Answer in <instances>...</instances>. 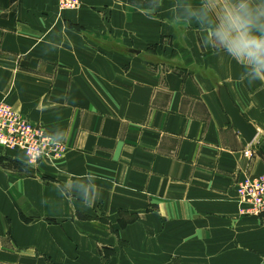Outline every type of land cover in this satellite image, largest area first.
I'll list each match as a JSON object with an SVG mask.
<instances>
[{
    "label": "crops",
    "instance_id": "1",
    "mask_svg": "<svg viewBox=\"0 0 264 264\" xmlns=\"http://www.w3.org/2000/svg\"><path fill=\"white\" fill-rule=\"evenodd\" d=\"M205 3L0 0V100L66 146L35 167L0 147V264H264L236 192L264 174V82L206 44Z\"/></svg>",
    "mask_w": 264,
    "mask_h": 264
},
{
    "label": "clouds",
    "instance_id": "2",
    "mask_svg": "<svg viewBox=\"0 0 264 264\" xmlns=\"http://www.w3.org/2000/svg\"><path fill=\"white\" fill-rule=\"evenodd\" d=\"M187 14L208 31L206 44L227 55L252 82H264V0H206ZM84 205L94 202L92 188L73 185Z\"/></svg>",
    "mask_w": 264,
    "mask_h": 264
},
{
    "label": "built area",
    "instance_id": "3",
    "mask_svg": "<svg viewBox=\"0 0 264 264\" xmlns=\"http://www.w3.org/2000/svg\"><path fill=\"white\" fill-rule=\"evenodd\" d=\"M75 2L80 3V0H70V3L58 0L61 7ZM0 109L2 110L0 125L4 128L2 132L4 136L0 139V144L7 146L10 144L11 148L20 147L25 153L27 166H37L38 160L54 161L62 158L66 150L64 143L56 140L41 125L31 123L2 100H0ZM10 132L12 138L9 141L4 140ZM249 153V150L244 152L245 156H249ZM237 195L241 204L240 213L252 212L254 215H264V174L246 176L240 180L237 183Z\"/></svg>",
    "mask_w": 264,
    "mask_h": 264
},
{
    "label": "water",
    "instance_id": "4",
    "mask_svg": "<svg viewBox=\"0 0 264 264\" xmlns=\"http://www.w3.org/2000/svg\"><path fill=\"white\" fill-rule=\"evenodd\" d=\"M219 97L223 108L229 116L233 126L240 132L241 136L248 143L252 142L256 135L255 127L248 122L233 104L224 87L219 88Z\"/></svg>",
    "mask_w": 264,
    "mask_h": 264
},
{
    "label": "bare ground",
    "instance_id": "5",
    "mask_svg": "<svg viewBox=\"0 0 264 264\" xmlns=\"http://www.w3.org/2000/svg\"><path fill=\"white\" fill-rule=\"evenodd\" d=\"M82 0H80V2H81ZM64 2L65 3H70V0H64ZM57 3H58V0H57ZM80 3H78V2H75V3H73V4H68V5H63V6H65V7H61L60 6V4L58 3V8H59V10H72V9H75L78 5H79ZM70 7V8H69ZM6 105H8L5 101H3ZM11 109H12V107L10 106V105H8ZM253 141V140H252ZM248 143V142H247ZM251 143V142H250ZM250 143H248V144H250ZM10 145V144H9ZM7 146V145H2V144H0V147L1 148H5V149H12V150H14V149H17V150H20L23 154H24V157H26L25 156V153H24V151L20 148V147H13V148H11V146ZM13 146H15V145H13ZM245 155V154H244ZM41 160H38L37 161V164L40 162ZM242 215H245V216H255L254 215V213H252V212H250V214H245V213H241ZM260 216H262V215H260Z\"/></svg>",
    "mask_w": 264,
    "mask_h": 264
},
{
    "label": "rangeland",
    "instance_id": "6",
    "mask_svg": "<svg viewBox=\"0 0 264 264\" xmlns=\"http://www.w3.org/2000/svg\"><path fill=\"white\" fill-rule=\"evenodd\" d=\"M72 1V0H71ZM9 105V104H8ZM2 110L0 109V112H1ZM3 130H4V128H3V125H0V139H2V137L4 136L3 134H2V132H3ZM12 137H11V132L9 133V136L7 137V138H5L4 140H10ZM246 177V176H245ZM244 177V178H245ZM243 179V178H242ZM241 179V180H242ZM236 192H237V185H236ZM238 196V195H237ZM238 201V200H237ZM239 204H240V202H238ZM240 207H241V204H240V206H239V213H240ZM241 214V213H240ZM242 215V214H241ZM245 216V215H244Z\"/></svg>",
    "mask_w": 264,
    "mask_h": 264
}]
</instances>
